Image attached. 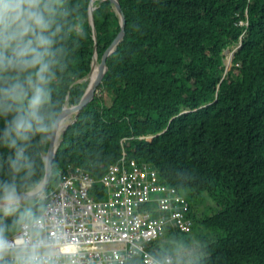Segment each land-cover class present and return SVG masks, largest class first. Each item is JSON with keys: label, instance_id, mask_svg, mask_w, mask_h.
Returning <instances> with one entry per match:
<instances>
[{"label": "trees", "instance_id": "16d2710c", "mask_svg": "<svg viewBox=\"0 0 264 264\" xmlns=\"http://www.w3.org/2000/svg\"><path fill=\"white\" fill-rule=\"evenodd\" d=\"M119 2L127 36L96 100L64 136L47 196L74 167L93 176V198L106 201L103 179L127 156L157 171L170 193L193 200L190 234L169 226L164 239L146 245L158 259L264 264V0ZM90 4L63 85L70 102L83 101L90 87L83 83L97 46ZM95 7L102 60L122 25L110 2ZM235 47L242 48L227 71ZM159 200L145 210H159ZM206 203L221 209L207 216L199 207Z\"/></svg>", "mask_w": 264, "mask_h": 264}, {"label": "clouds", "instance_id": "9594fccd", "mask_svg": "<svg viewBox=\"0 0 264 264\" xmlns=\"http://www.w3.org/2000/svg\"><path fill=\"white\" fill-rule=\"evenodd\" d=\"M87 8L88 0H0V264H77L45 193L56 177L52 145L82 105L63 85Z\"/></svg>", "mask_w": 264, "mask_h": 264}, {"label": "built area", "instance_id": "2783aa9c", "mask_svg": "<svg viewBox=\"0 0 264 264\" xmlns=\"http://www.w3.org/2000/svg\"><path fill=\"white\" fill-rule=\"evenodd\" d=\"M61 177L58 188L45 199L64 222L67 246L63 251L76 252L77 264H126L137 257L145 264H154L158 258L146 245L163 238L169 226L184 229L186 222L177 219L178 215L188 219L187 199L161 185L158 172L151 166L127 157L103 179L109 190L106 201L93 198L97 181L90 173L70 167ZM156 199H160V209L145 210ZM155 211L160 212L159 219L153 217ZM188 221L190 234L194 225ZM165 261L174 264L171 258Z\"/></svg>", "mask_w": 264, "mask_h": 264}, {"label": "water", "instance_id": "95a60500", "mask_svg": "<svg viewBox=\"0 0 264 264\" xmlns=\"http://www.w3.org/2000/svg\"><path fill=\"white\" fill-rule=\"evenodd\" d=\"M105 2H110L113 5V8L115 10V13L117 14L121 25H122V33L120 34V36L118 37V39L116 40V42L114 43V45L112 46L111 49H109V51L106 53V55L104 56V58L102 60H100V56H99V50H98V32H97V26H96V20H95V11L98 9L97 7H93V0H91V4H90V8H89V16L91 19V26L93 28L94 31V38L96 41V55L94 57V62H93V67H92V72L89 75L88 78H86L84 80V82H88L90 81V87L88 89V92L86 94V96L84 97L83 101H82V105L79 108L73 122L71 124L68 125V127L64 130L63 132V136L61 138V141L59 142V144H57V139L58 137L55 139V142L52 145L51 148V158L54 162H56L58 153L60 151V148L63 144V138L64 136L67 134V132L69 131V129L73 126H75L81 118V115L83 113V111L88 108L95 100H96V96L100 90V88L102 87V85L104 84V80L107 76V74L109 73V66H108V60L109 58H111L118 50L119 46L125 41V38L127 36V23H126V16L121 8L120 2L119 0H102V3ZM242 47L238 48L235 52L234 55L232 57V59L230 61H228V59H226L225 62H227V71L231 70L233 62L235 61L236 55L239 52V50ZM230 51L227 52V55H229ZM97 70L99 71L98 76L96 77V72ZM51 180L48 184V189L45 193V198L47 196L48 190L52 184Z\"/></svg>", "mask_w": 264, "mask_h": 264}, {"label": "rangeland", "instance_id": "374dc122", "mask_svg": "<svg viewBox=\"0 0 264 264\" xmlns=\"http://www.w3.org/2000/svg\"><path fill=\"white\" fill-rule=\"evenodd\" d=\"M112 48V47H111ZM110 48V49H111ZM237 49H236V47L235 48H232V49H230V52H235ZM228 58H230V55H228L227 56V59ZM83 83H86V82H84L83 81ZM82 83V84H83ZM66 136V135H65ZM63 142H64V140H63ZM125 157H127V156H125ZM128 158V157H127ZM159 174V173H158ZM152 184L153 185H155V182H152ZM191 203H193V200H191L190 201ZM189 201H188V204H189V207H190V211L188 212V219H189V217L191 218V212H192V206H191V203H190ZM200 207V209L202 210V211H206V210H209L208 211V213H205V214H207V216H210V217H213L215 214H217L219 211H220V206H218V205H213V204H211V203H206L205 205H200L199 206ZM177 219H179V220H182V219H184V221L186 222V224H185V227H184V229H181V234H184V235H188V233H187V231H188V228H189V224H190V222L188 221V219H187V217L184 215V214H182V215H178V217H177ZM176 219V220H177ZM191 222H192V224H193V221L192 220H190ZM113 229H115V226L113 227ZM174 229V228H173ZM191 237H193V238H195L196 237V235H195V233H192V236ZM164 245H166V244H164ZM163 247V246H162ZM169 258H171L173 261H174V259L172 258V257H169Z\"/></svg>", "mask_w": 264, "mask_h": 264}, {"label": "bare ground", "instance_id": "6f19581e", "mask_svg": "<svg viewBox=\"0 0 264 264\" xmlns=\"http://www.w3.org/2000/svg\"><path fill=\"white\" fill-rule=\"evenodd\" d=\"M101 1H102V0H93V7L95 8L96 4L99 3V2H101ZM98 74H99V71L97 70L95 76L97 77ZM63 132H64V131H63ZM62 136H63V133H62L60 136H58L57 144H59V142L61 141ZM167 232H168V231H167ZM163 239H164V238H163Z\"/></svg>", "mask_w": 264, "mask_h": 264}, {"label": "crops", "instance_id": "0c3cea01", "mask_svg": "<svg viewBox=\"0 0 264 264\" xmlns=\"http://www.w3.org/2000/svg\"><path fill=\"white\" fill-rule=\"evenodd\" d=\"M151 252V251H150ZM152 253V255L155 257V258H157L154 254H153V252H151ZM169 257H171V256H168L167 258H169ZM166 258V259H167ZM166 259H164V260H166ZM161 260V259H160Z\"/></svg>", "mask_w": 264, "mask_h": 264}]
</instances>
